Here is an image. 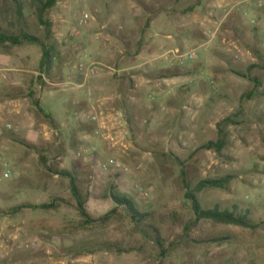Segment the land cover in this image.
Masks as SVG:
<instances>
[{"label": "rangeland", "instance_id": "1", "mask_svg": "<svg viewBox=\"0 0 264 264\" xmlns=\"http://www.w3.org/2000/svg\"><path fill=\"white\" fill-rule=\"evenodd\" d=\"M47 19L62 59L44 84L39 46L0 49V93L10 95L0 100V264H264V224L196 222L182 180L233 176L197 195L203 207L237 204L264 222V0H59ZM94 67L110 86L100 98H111L82 118L88 105L59 88L73 85L68 69ZM175 67L184 75L160 78ZM227 118L222 155L200 150ZM14 137L49 149L51 170ZM112 186L148 215L142 224ZM24 204L52 207L8 212Z\"/></svg>", "mask_w": 264, "mask_h": 264}, {"label": "trees", "instance_id": "2", "mask_svg": "<svg viewBox=\"0 0 264 264\" xmlns=\"http://www.w3.org/2000/svg\"><path fill=\"white\" fill-rule=\"evenodd\" d=\"M58 2L59 0H0V49L5 47H18L24 44L39 46L42 50V59L40 62L41 76L39 77V80L43 84L42 77L49 76L53 71L56 62L60 63L62 59L59 53L55 54L52 31L53 23L47 19V13L54 8ZM136 54H138V52ZM254 67L255 65H252L248 69L251 70ZM183 75L184 73L181 69L175 67L169 68L166 73H161L160 78L169 79ZM8 97H10L9 94L0 93V100ZM33 104L40 114L50 121L53 120L52 117L42 108L39 100L34 101ZM230 122H232L231 119L227 118L219 123L218 139L216 141L207 142L199 149L213 151L222 155L228 145V138L224 131V126ZM79 131H85V129L81 127L79 128ZM12 141L26 147L27 149L34 150L39 157L40 166L44 169L51 170L49 149L39 150L35 146L28 144L25 140H19L15 137L12 138ZM63 175L68 176L70 179V189L73 197L77 200L81 216L84 219L89 218L85 211L84 200L82 199L75 177L65 171ZM233 178V176L229 175L221 178L199 180L196 183H192L186 181L184 172L182 171V180L186 190L185 199L191 202L196 222L211 221L214 223L233 225L247 230L256 231L263 226L264 222L255 220L252 216V211L249 208H242L237 204H233L226 208L217 205L211 208H205L197 197L199 193L206 189H227ZM111 188V198L114 202L118 206L124 207L138 226L142 224L148 215L141 213V211L138 210L136 203L132 198L116 193L113 186ZM51 207L52 206L48 204L39 206L24 204L12 207L8 212L17 213L25 208L48 209ZM1 213L4 214V212ZM87 220L89 221L84 220V223L90 222V219ZM151 230L156 234L153 239L154 242L157 246L163 248V239L160 237L158 230L152 227ZM225 240L226 238H217L212 239V242L217 243ZM106 247L111 248L112 246L107 245Z\"/></svg>", "mask_w": 264, "mask_h": 264}, {"label": "crops", "instance_id": "3", "mask_svg": "<svg viewBox=\"0 0 264 264\" xmlns=\"http://www.w3.org/2000/svg\"><path fill=\"white\" fill-rule=\"evenodd\" d=\"M135 67H132L130 69H134ZM99 69L98 68H92L91 71L89 70H86V75H82L80 72H78L77 70L75 69H68V73L66 74H70L69 76V79L73 82V85L72 87L69 86L67 88H59L61 92L65 93V92H72L71 96H72V99H74V105L76 104H79L81 101L84 102V104L88 105V110H83L84 113H81L79 114L80 116H82V118H88L90 115H93L94 116L92 118H97L98 117V111L101 112V107L97 106L98 109H96L97 107L96 106H93V104L97 101L98 103L102 104L105 102H107L106 100H109L111 97L109 96H104L102 98H100L99 96V92H103V91H108L110 89V86L105 83L103 84V86H101L102 84L101 83H97L95 81V78L97 77L96 74H98V71ZM129 69H123L121 71L125 72ZM100 82V81H98ZM138 85H135V87H137ZM84 91V94H81L80 92H83ZM120 100L121 99H124L123 96L119 97ZM92 106V107H91ZM95 107V108H94ZM94 110V113L89 110ZM96 109V111H95ZM78 115V116H79ZM77 116V117H78ZM76 117V118H77ZM54 120V119H53ZM76 120V119H75ZM54 122H56L54 120ZM58 132H60V130H56V135H58ZM80 134H75V136L77 138H81L82 136H80L82 133H84V131H80L79 132ZM83 138V137H82ZM86 138V137H84ZM78 141L76 142L77 146L76 148H81L83 147L82 145V142L80 139H77ZM93 148H95V146H93Z\"/></svg>", "mask_w": 264, "mask_h": 264}, {"label": "built area", "instance_id": "4", "mask_svg": "<svg viewBox=\"0 0 264 264\" xmlns=\"http://www.w3.org/2000/svg\"><path fill=\"white\" fill-rule=\"evenodd\" d=\"M83 16H84V17H83V18H84V20H86V19L88 18V16H87L86 14H85V15H83ZM82 22H83V20H82ZM192 57H193V55H190V58H192ZM80 70H81V71H84L83 67H82V68H80ZM110 164L114 165L113 161H111V163H110ZM10 173H11V172H10L9 170H7V171H6V174H7V175H10Z\"/></svg>", "mask_w": 264, "mask_h": 264}]
</instances>
